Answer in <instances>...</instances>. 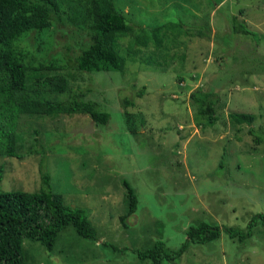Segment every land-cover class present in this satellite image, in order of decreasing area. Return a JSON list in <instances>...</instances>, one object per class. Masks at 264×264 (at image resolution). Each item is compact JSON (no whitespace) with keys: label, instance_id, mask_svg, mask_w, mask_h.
I'll return each mask as SVG.
<instances>
[{"label":"rangeland","instance_id":"1","mask_svg":"<svg viewBox=\"0 0 264 264\" xmlns=\"http://www.w3.org/2000/svg\"><path fill=\"white\" fill-rule=\"evenodd\" d=\"M114 4L135 32L119 39L120 54L139 50L122 72L77 71L70 60L84 37L71 25L53 23L47 32L26 34L15 43L27 65L67 77L72 89L84 90L83 100L97 102L110 115L106 125L87 115L20 116L17 153L24 158L0 156V193L40 191L43 162L51 191L61 194L67 207L82 210L97 230L92 242L66 227L52 252L25 239L27 263L151 264L136 252L157 240L175 250L190 226L205 222L218 226L220 237L190 244L170 264H264V0ZM233 17L248 35L232 31ZM166 23L183 27L161 34V47L153 40L146 47L135 42L139 26ZM201 88L217 96L213 125L192 104V94ZM140 90L144 93L134 97ZM123 99L134 105L121 107ZM230 113L255 120L234 127ZM123 183L138 198L125 227ZM227 229L250 235L240 242L230 239Z\"/></svg>","mask_w":264,"mask_h":264},{"label":"trees","instance_id":"2","mask_svg":"<svg viewBox=\"0 0 264 264\" xmlns=\"http://www.w3.org/2000/svg\"><path fill=\"white\" fill-rule=\"evenodd\" d=\"M232 21L235 34H249L243 24H235L234 17ZM53 23L71 25L81 31L84 38L77 44L78 54L70 60L81 73L122 72L127 61L133 62L137 54L136 50L132 56L131 53L124 56L117 48L119 39L135 32L130 20L116 9L114 0H0V156L24 158L17 153L21 138L17 133L20 116L55 118L59 115H87L97 125H106L110 119L97 102L83 100L84 90L72 89L67 77L49 75L46 69L50 68L43 65H27L23 54L15 48L16 41L22 36L43 34ZM182 27V23H166L152 29L139 26L137 33L141 36L135 42L146 47L153 40L156 47H161V34ZM198 34L202 36L204 33L201 31ZM70 48L72 46L68 45L67 49ZM142 93L144 90L132 94L140 97ZM65 94L67 99L61 100L59 96ZM192 98L197 114L213 125L217 121L214 109L216 94L201 88L192 94ZM133 105L132 99L121 101L123 108ZM124 115L130 129V115L126 111ZM228 117L234 127L251 126L255 120L251 114L230 113ZM134 128L130 131H136ZM249 133L252 134L253 130L250 129ZM42 163H39L43 185L40 191L0 193V264H28L23 251L25 239L39 243L46 252H52L59 233L69 226L83 239L92 242L97 239V230L85 213L67 207L63 196L51 191L50 176L43 171ZM1 177L2 171L0 181ZM123 186L127 212L120 220L125 227V219L137 210L138 198L127 183ZM261 218L264 220V216ZM226 233L230 239L237 238L240 242L250 235H242L235 229H227ZM220 234L218 226L200 222L188 228L186 239L179 248L171 250L164 241L157 240L150 248L138 250L137 257L150 260L151 264L174 263L190 244L209 243L217 240Z\"/></svg>","mask_w":264,"mask_h":264}]
</instances>
